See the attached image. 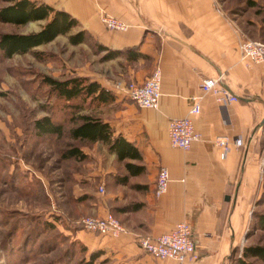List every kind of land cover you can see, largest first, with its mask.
Instances as JSON below:
<instances>
[{"label":"crops","instance_id":"0c3cea01","mask_svg":"<svg viewBox=\"0 0 264 264\" xmlns=\"http://www.w3.org/2000/svg\"><path fill=\"white\" fill-rule=\"evenodd\" d=\"M35 1L76 21L55 39L66 36L69 43V35L83 32L85 40L78 45L92 40L93 65L79 75L113 94L107 104L112 109L103 119L114 137L133 143L141 156L119 161L106 144L95 142L80 146L85 158L61 160L66 163L61 200L68 206L61 209L63 230L89 253L100 252L98 262L178 264L147 254L136 238L157 236L186 222L199 254L191 264H228L233 249L244 241L264 170V63L242 59L238 43L245 38L264 41V35L252 36L226 12L221 0ZM103 16L125 28H106ZM250 22L256 29L264 27L260 21ZM157 68L161 97L156 109L138 107L117 87L118 82L142 83ZM220 75L222 85L238 99L224 105L213 93L202 95L200 112L193 117L201 140L187 150L172 146L168 121L187 114L190 98L202 94V80ZM218 136L231 142L224 157L214 145ZM234 138H242L244 144L233 145ZM127 162L142 168L132 174L124 166ZM161 166L167 168L170 181L157 196ZM108 212L126 230L118 237L72 225L81 216Z\"/></svg>","mask_w":264,"mask_h":264},{"label":"rangeland","instance_id":"374dc122","mask_svg":"<svg viewBox=\"0 0 264 264\" xmlns=\"http://www.w3.org/2000/svg\"><path fill=\"white\" fill-rule=\"evenodd\" d=\"M253 1L221 0L226 12L255 37L264 35V27H252L250 19L264 23V0ZM46 22L30 21L23 25L0 22V34L36 32ZM95 49L92 40L70 45L66 36H59L24 54L4 57L0 51V264H84L89 259V252H82L62 226L65 217L61 209L68 206L64 207L61 200L66 192L63 185L66 163L61 161L60 152L71 141L67 133L71 109L50 93L43 78L80 76L84 68L92 67ZM33 52L43 55L38 58ZM72 103L76 105L78 101ZM85 107V112L102 118L112 109L107 105L95 108L87 103ZM45 116L62 123L60 136L37 133L34 123ZM263 192L264 170L261 190L251 205L244 241L231 254L228 264H239V258L264 264L258 257H242L245 246L264 247V227L259 224L260 216H264Z\"/></svg>","mask_w":264,"mask_h":264},{"label":"trees","instance_id":"16d2710c","mask_svg":"<svg viewBox=\"0 0 264 264\" xmlns=\"http://www.w3.org/2000/svg\"><path fill=\"white\" fill-rule=\"evenodd\" d=\"M4 3L0 6V22L23 25L30 21L45 20L47 22L40 30L30 33H1L0 51L4 57H11L13 54H24L30 52L34 47L49 43L60 34H66L76 25V21L64 11L56 10L51 6L35 0H0ZM85 40L83 32L68 36L70 44H78ZM262 41V40H260ZM264 42V41H263ZM36 57H42L41 52H33ZM107 57V56H106ZM43 83L49 88L58 100L67 103L70 108V118L67 133L71 140L65 144L60 152V159H83L85 154L80 150L84 144L101 142L108 146L110 152L115 153L117 160L140 159V153L136 146L122 136H113V131L107 121L99 115L85 112V104L100 107L113 101V94L102 87L98 82L84 76H70L65 79H55L49 76L43 78ZM72 101H78L74 105ZM34 127L39 135L60 136L63 132L61 122H55L50 116H45L35 121ZM87 146V145H84ZM124 166L130 173L135 174L142 167L132 163H125ZM264 194V192H263ZM260 226L264 227V216H260ZM51 226L50 223H47ZM73 227L80 228L72 224ZM80 245L82 252H88L87 248ZM238 247L233 249V252ZM232 252V253H233ZM100 256V252L89 253V259L84 264H94ZM242 257H258L264 260V247L245 246ZM231 258V256H230ZM239 264H252L245 262L243 258L238 259Z\"/></svg>","mask_w":264,"mask_h":264},{"label":"built area","instance_id":"2783aa9c","mask_svg":"<svg viewBox=\"0 0 264 264\" xmlns=\"http://www.w3.org/2000/svg\"><path fill=\"white\" fill-rule=\"evenodd\" d=\"M102 21L108 29H124L125 25L115 18L103 16ZM238 49L242 59L264 63V42L245 38L239 41ZM117 87L123 94L140 108H158L161 97V74L157 68L142 83L118 82ZM201 95L190 98V107L187 114L181 118H172L168 121V137L172 146L187 150L191 144L201 140V134L195 130L193 117L200 112L202 95L213 93L220 104H229L238 99L222 85V76L210 77L200 84ZM244 144L242 138H234L233 145L240 147ZM214 145L221 149V157L229 152L230 139L227 136H218ZM264 161V156H263ZM170 181L166 167L161 166L156 177L155 194H163ZM81 229L101 236L118 237L126 232L120 221L110 212L104 216L86 215L74 221ZM136 241L147 254L159 259H173L178 264H191L199 256L193 231L186 222L177 223L172 229L157 236H138Z\"/></svg>","mask_w":264,"mask_h":264}]
</instances>
